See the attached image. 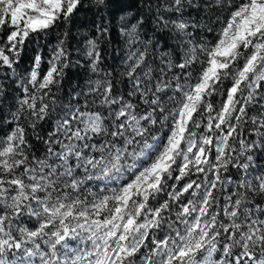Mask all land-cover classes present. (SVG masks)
<instances>
[{"label": "snow or ice", "instance_id": "snow-or-ice-1", "mask_svg": "<svg viewBox=\"0 0 264 264\" xmlns=\"http://www.w3.org/2000/svg\"><path fill=\"white\" fill-rule=\"evenodd\" d=\"M82 2L0 0V33L6 34L0 68L15 74L31 35L70 20ZM215 3L223 7L225 0ZM227 3L229 15L214 42L188 41L192 47L175 65L181 72L173 75L174 86L171 80H157L153 87L150 68L144 83L136 73L146 51L129 55L135 59L126 73L134 81L129 96L139 94L150 110L139 114L137 105L113 95L110 81H97L91 91L103 87L100 104L110 109L108 116L69 107L43 141L47 151L42 157L32 151L19 121L27 118L26 111L40 121L49 115L45 98L63 77L69 56L60 40L46 72L42 56L34 57L27 83L20 84L24 95L13 113L16 126L0 138V264H264V207H251L248 195H264V174L250 176L252 155L247 162L240 160L257 144L239 139V151L234 146L248 106L257 96L264 99V0ZM184 7V0H173L166 10L182 13ZM142 23L122 29L133 38L130 43L138 39ZM172 23L181 34L192 35L190 22ZM88 44L97 71L101 54L94 40ZM168 67H173L171 61ZM226 80L230 86L221 89ZM221 91L217 110L208 98ZM115 105L119 107L113 109ZM259 128L264 129V119ZM94 137L103 140L94 142ZM230 167L245 175L237 191L221 200L216 193L233 182L224 178ZM201 175L203 180L192 178ZM87 182H97L99 191L86 187ZM165 192L168 199L161 203ZM25 216L35 219L34 227L24 225Z\"/></svg>", "mask_w": 264, "mask_h": 264}, {"label": "trees", "instance_id": "trees-1", "mask_svg": "<svg viewBox=\"0 0 264 264\" xmlns=\"http://www.w3.org/2000/svg\"><path fill=\"white\" fill-rule=\"evenodd\" d=\"M239 2L240 0H232L233 4ZM172 4L173 0H104V4H97L96 0H83L81 10L76 12L70 20L61 19L46 32L31 35L21 52L20 62L14 65L15 72H29L37 54L42 56L41 70L46 72L52 51L60 40H64V47L69 56L68 66L63 69V77L58 78L59 84L51 86V93L45 98V102L49 104V115L43 121H40L26 111L24 115L27 118L22 117L19 121L25 127L27 139L32 146V151L37 156L41 149L47 148L43 141L48 138V133L56 128L52 109L56 108L58 103L67 104V106L74 104L81 111H99L97 108L90 107L91 102L83 105L82 97L84 93L80 87L83 78L87 77L90 72V67L85 64L86 57H88L86 49L90 47L89 40H94L97 44L96 50L101 54V60L97 68L112 83L113 94L120 91L122 95L127 96V87L122 85L124 72L120 71L119 68V62L125 59L124 46L128 44L121 32L122 20L129 18L131 25L138 20H142L143 23L138 29L139 42L152 44V47L157 49L160 56L171 54L173 56V72L180 74L181 70L176 68L175 65L182 62V58L186 57L190 48L184 53L182 52L181 56L177 50V45H175L179 33L176 29V32L174 31L176 27L172 21L183 19L190 22L187 31L192 35L187 36V38L198 45V42L205 38L214 41L216 33L229 15L227 0H225L224 9L215 5L214 0H184L185 7L182 13L167 11L166 6ZM219 9H222L220 16L213 15ZM221 12L225 13L222 14ZM217 17L220 19L215 21ZM165 21L168 23L165 24ZM192 23H195L197 27H191ZM98 28H107V31H98ZM209 28L212 29L211 32H209ZM4 31L6 33L7 27ZM0 36H2L0 43H3L6 34L0 33ZM0 71H4L2 73L4 81H0V138H3L16 126V122L13 121V113L17 111L18 100L23 97L24 93L20 83L8 73L13 71L12 69L0 68ZM225 82V87L230 86V81L226 80ZM29 90L30 92L35 91L30 86ZM137 96L139 97L138 94ZM214 97L216 96L213 95L208 98L212 104H214ZM53 100H55L54 105L52 104ZM247 111V122L237 140L245 139L246 142H249L255 138L253 137L254 132H257V130L264 131V129L259 128L261 119H264V99L257 96L255 102L248 106ZM252 117L257 118L256 124H253ZM33 123L35 128L31 126ZM255 158V162H258L259 157H257V154ZM230 169L232 168L230 167ZM225 175H229L238 182L236 175H232L230 172ZM227 189L230 192H236L237 183L229 185ZM240 191H243V189H240ZM249 198L259 205H264V195L258 192L255 194L250 193ZM166 199H168L166 192L161 193L160 202L162 203ZM23 223L25 226L32 228L35 226V219L26 218Z\"/></svg>", "mask_w": 264, "mask_h": 264}, {"label": "rangeland", "instance_id": "rangeland-1", "mask_svg": "<svg viewBox=\"0 0 264 264\" xmlns=\"http://www.w3.org/2000/svg\"><path fill=\"white\" fill-rule=\"evenodd\" d=\"M214 2H215V0H214ZM215 5H216V3H215ZM224 8L225 7H223V9ZM221 10L222 9H219L218 12H216V14H213V15H219L220 16ZM221 13L224 14L225 12H221ZM219 19L220 18L217 17L215 21H217ZM129 21H130L129 18L121 21V32H122V29L127 30V29L131 28V24L129 23ZM220 25L221 24L219 22V26ZM175 29L176 28H174V31H175ZM176 31H178V30L176 29ZM178 33L179 34H177V35L179 36V38L177 39V42L175 43V45H177V47H178L177 50L179 51V53L182 56V52L184 53L188 48H191L192 45H190L188 43V41L190 39H188L187 36L181 34L179 31H178ZM122 34H123V32H122ZM123 38L128 43L127 45L124 46V49L127 52L124 51L125 59L119 62V68H120V71L124 72V76L122 79L123 80L122 85L123 86L125 85L127 87V93L128 94L126 96V95H122L121 94L122 92L119 91L120 92L119 93L116 91L115 94H113V95L117 96V97L123 96L126 100H130L133 104L137 105V110H138L139 114L143 115L146 111L150 110L149 106L141 103L140 98L137 95L129 96V92L132 91L134 88V81H131L130 78L126 75V73L130 69L131 65L135 63V59H132V60L128 59L129 55L133 52H136L138 54L139 52H145L146 51L145 63L141 66V68L137 69L136 74L140 76L141 80L144 83H148V80L144 76V73H145V71H147L150 68L151 69V76H152L151 85L153 87L155 86V83L157 82V80H165V81L171 80L173 83V86L175 85V81L172 80V77L175 74L173 72L174 67H172L171 69H169V67H168L169 61H171V63H172L173 56L171 54L170 55L164 54V55L160 56L157 49L152 47V44H149V43L146 44L143 42H139L138 39H136L135 43H130V40L133 38L129 37L127 35H124V34H123ZM209 42H214V41H212L211 39L206 40V38H205V39H202L201 41H199L198 45L206 44ZM126 48H127V50H126ZM88 51H89V48L86 49V54H88ZM92 59H94V57H91V58L89 56L86 57L85 64L88 67H90V72H89L87 77L83 78L82 83L80 84L81 91H83V93H84V95L82 97L83 105H86V103L91 102L92 105L90 107L97 108L99 110L97 112H101L104 116H108L110 109L107 106H101V104H100V100L102 99L103 87L101 86L99 88V90L96 92L91 91V89L97 88V84H96L97 81H100L101 85H103L104 82L108 81V80H107L106 75L101 70H99L98 68H97V71L92 70V64L90 62ZM201 59H203V57H201ZM199 68H200V64H199V62H197L194 65V69L198 70ZM162 69H163V72L161 71ZM3 72L4 71H0V81H4V76L2 75ZM29 72H26V71L20 72L19 71V72H15V74H13V71H9L8 73L11 75V77L16 79L20 84H21V82L26 84ZM181 82H183V80ZM225 84H226V82H224V85L221 86V89L226 88ZM29 86L32 89H34L32 85H28V87ZM161 95H163V94H161ZM169 95H171V92H169ZM214 95L216 97H214V104L213 105L218 110L220 107L221 101L224 98V93H223V91H221V92H217ZM164 100H165L166 106L171 107V104L168 103V101H167V97H164ZM69 107H73L74 109L76 108V106H74V104H70L67 106V104L65 105V104L58 103L56 105V108H54V110L52 109L53 120L56 122L58 119H60V117L63 116V114L68 111ZM118 107H119V105H115V106H113V109L118 108ZM107 123L110 124V121H107ZM81 127H82V125H81ZM157 128H159V125H157ZM198 131H202V129H200ZM259 131H262V130H259ZM153 134L159 135L160 133L154 132ZM253 137H255V138L251 139V141H249L247 143H252L253 141H256L257 146L254 147L253 149H251L250 152H248L246 155L240 157V160L247 162V155L248 154L252 155L253 160H252V163H251L250 168H249V174L252 178L259 176L261 174H264V147L259 146L261 144H264V136L257 135V132H254ZM59 138L64 139L63 136H60ZM93 139H94V142H100L103 140V137H95ZM149 142H151L150 138H149ZM65 143H67L66 140H65ZM234 146L237 149V151H239L238 140H236ZM53 147L55 150H57V151L59 150L58 144L53 145ZM46 151H47V148L41 149V152L38 153V156L42 157L46 153ZM256 154H257V157H259L257 159V160H259L258 162H255ZM29 155L31 156V154H29ZM233 155H235V153H233ZM73 163H74V161H73ZM229 172L232 175H236L237 181H239L240 178L245 175V173L242 169L238 171L236 168H232L229 170ZM78 175L82 176L83 173L78 172ZM229 177H230L229 175L224 174L225 180H227ZM192 178L203 180L202 175L199 177L193 176ZM230 178L233 182L231 184L226 185L222 192L216 193L220 197L221 200L224 199V196L229 195L232 192H234V191L230 192L227 189L229 185H235L237 183L236 180H234L232 177H230ZM186 180H187V178H186ZM96 183L97 182H87L86 187L90 186L93 192H97V191H99V189L95 186ZM168 183L173 184V183H176V181L170 180ZM170 190L171 189H167V191H170ZM233 199H235V197H233ZM256 205H257V202L253 201L251 207L254 208ZM261 206L264 207V205H261ZM26 218H28V217L25 216L23 218V220H26ZM261 219H264V217H261ZM41 246L44 247L43 244ZM73 246H75V245H73ZM36 264H39L38 260L36 261Z\"/></svg>", "mask_w": 264, "mask_h": 264}]
</instances>
